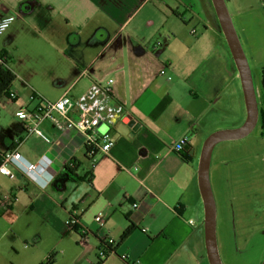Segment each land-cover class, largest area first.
<instances>
[{"label": "crops", "instance_id": "1", "mask_svg": "<svg viewBox=\"0 0 264 264\" xmlns=\"http://www.w3.org/2000/svg\"><path fill=\"white\" fill-rule=\"evenodd\" d=\"M9 13L15 18L0 35V56L15 74L16 99L0 97L11 121L0 122V155L14 147L30 162L47 156L53 177L42 188L10 165L13 178L0 174V213L13 216L11 223L36 218L50 233L46 239L17 233L6 261L96 264L100 240L109 238L112 249L99 264H209L195 159L210 133L232 129L208 127L228 115L229 97L239 101L242 90L212 1L0 0V19ZM244 34L242 45L237 37L241 49L253 51L252 34ZM107 78L123 111L110 129L113 145L93 159L85 156L81 133L45 120L39 124L50 138L45 143L25 135L14 116L34 104L31 93L75 98ZM243 105L245 119L244 99ZM183 135L184 150L170 151L169 137ZM6 193L9 203L2 200ZM71 212L89 231L83 244L66 225ZM216 229L215 219V235ZM228 240L223 247L236 250L237 241Z\"/></svg>", "mask_w": 264, "mask_h": 264}, {"label": "rangeland", "instance_id": "2", "mask_svg": "<svg viewBox=\"0 0 264 264\" xmlns=\"http://www.w3.org/2000/svg\"><path fill=\"white\" fill-rule=\"evenodd\" d=\"M223 1L240 43L244 32L249 36L252 34L253 51L245 50L243 46L242 49L254 89H259L260 71L264 67V0ZM241 95L240 88L237 95L239 101L234 95L229 97L228 115L217 119L208 129L233 128L243 122ZM258 108H263L259 98ZM9 113L8 107L1 102L0 122L4 125L11 122ZM197 164L198 158L195 159L196 169ZM86 170V165L79 166L76 175L80 177ZM8 181L3 179L5 188H8ZM209 181L216 209V240L222 263L258 264L264 255V131L260 128V121L244 137L214 145L209 162ZM12 218L0 213V252L5 256L3 264H13L9 259L6 261V256L14 253L17 233L25 237L37 235L43 239L50 236L48 229L37 223L36 218L29 217L30 222L19 220L11 223ZM228 239L237 241L236 250L223 247Z\"/></svg>", "mask_w": 264, "mask_h": 264}, {"label": "built area", "instance_id": "3", "mask_svg": "<svg viewBox=\"0 0 264 264\" xmlns=\"http://www.w3.org/2000/svg\"><path fill=\"white\" fill-rule=\"evenodd\" d=\"M14 18L15 15L9 13L0 19V35ZM193 32L191 30V33ZM112 83V78H107L104 81H94L75 98L64 94L56 100H47L36 93H31L28 98L34 104L30 107L18 108L15 110L14 116L21 122L25 135L33 133L43 142L49 143L50 138L39 128V124L46 120L61 131L81 133L84 136V147H87L90 153H94V156L98 153L105 154L114 143L110 129L123 111V105L113 97ZM8 98L15 100L16 96L10 91ZM101 126L104 127L103 130H100ZM187 143L188 137L186 135L170 136L168 149L172 152L181 153ZM50 163L51 160L44 155L36 162H30L13 147L0 155V174L13 178L15 172L8 167L10 165L15 171L43 188L53 177L50 171ZM11 199L12 196L9 193L2 195V200L5 203H9ZM136 206V204L132 205V207ZM93 220L99 227L103 226L104 220L102 217L96 215ZM65 222L70 230L77 231L78 243L83 244L89 232L88 229L79 223L77 216L72 212ZM111 249L112 240L102 238L96 250V264H99L110 253Z\"/></svg>", "mask_w": 264, "mask_h": 264}, {"label": "water", "instance_id": "4", "mask_svg": "<svg viewBox=\"0 0 264 264\" xmlns=\"http://www.w3.org/2000/svg\"><path fill=\"white\" fill-rule=\"evenodd\" d=\"M217 15L220 28L229 46L235 66L238 70L246 116L241 125L232 129L216 130L203 141L197 164V184L203 206V234L206 255L209 264H223L220 260L215 235L216 209L209 181V162L212 148L224 140L239 139L247 135L255 126L258 119V104L246 58L238 42L231 19L223 0H211ZM128 126L133 121L127 122ZM102 130V126L100 127ZM264 264V257L261 262Z\"/></svg>", "mask_w": 264, "mask_h": 264}, {"label": "trees", "instance_id": "5", "mask_svg": "<svg viewBox=\"0 0 264 264\" xmlns=\"http://www.w3.org/2000/svg\"><path fill=\"white\" fill-rule=\"evenodd\" d=\"M15 79V74L13 71L8 67L7 60L0 56V97L9 96L10 88L12 85L13 80ZM260 102L262 104V109H258V120L260 121V128L262 131H264V67L261 68L260 71ZM85 149V156L88 159H91L92 156H94V153H90L89 149L87 147H84ZM69 171L70 168H67ZM132 225L128 226L122 233V236L127 235V233L130 231V228Z\"/></svg>", "mask_w": 264, "mask_h": 264}]
</instances>
